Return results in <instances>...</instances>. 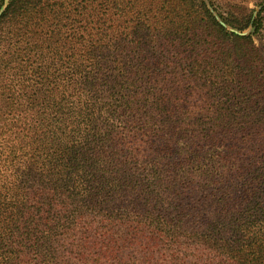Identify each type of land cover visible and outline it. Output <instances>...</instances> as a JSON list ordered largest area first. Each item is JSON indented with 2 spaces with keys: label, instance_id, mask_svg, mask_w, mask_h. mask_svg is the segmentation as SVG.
<instances>
[{
  "label": "trees",
  "instance_id": "trees-1",
  "mask_svg": "<svg viewBox=\"0 0 264 264\" xmlns=\"http://www.w3.org/2000/svg\"><path fill=\"white\" fill-rule=\"evenodd\" d=\"M0 12V264H264L262 11L0 0ZM221 63L244 101L185 127L177 99L214 85ZM175 137L191 142L178 158Z\"/></svg>",
  "mask_w": 264,
  "mask_h": 264
},
{
  "label": "rangeland",
  "instance_id": "rangeland-1",
  "mask_svg": "<svg viewBox=\"0 0 264 264\" xmlns=\"http://www.w3.org/2000/svg\"><path fill=\"white\" fill-rule=\"evenodd\" d=\"M206 1L208 2L210 8L216 15H218L219 13H223L225 15L235 14L237 16H242V15L250 14L252 12L255 13V15H257L259 11H262L263 26L258 33L254 34L253 38H254L255 46L259 49L260 53L264 58L263 0H206ZM228 28L230 30H233L241 34L242 33L247 34L251 31L250 29H246L245 31L241 32L230 26H228ZM181 48L183 50V53L181 55L183 57L182 63L186 65L184 60L188 56L189 52L184 49V46H182ZM183 67L186 66L181 65L179 69V71H181L182 74L185 73V71L182 69ZM223 68H224L223 63L219 64L218 66L216 65V67L214 68L213 73H217L219 75V78L217 79L214 85L208 83L205 84L204 79L201 78V80L195 83L194 86L195 92L192 94V96H188L187 93L183 91L181 97L177 99V101L181 100L180 104L185 106V109L182 110L183 117L181 118L182 122H185L184 123L185 127L188 126L191 127L193 125V130L199 129V126H202V124L210 120L209 114H211L212 110L215 109L220 110L221 108L227 107L229 105L240 106L241 103L244 101V99L239 96L240 93L239 90L240 88H242V86L239 84L238 81L233 80L232 81L233 83H230L227 81V79H225L226 77H222ZM189 110H191V113H189ZM5 117L6 116H2V115L0 117V126L2 127L1 131L3 132V137L8 136L6 132L7 120L5 119ZM174 141L176 143V146L173 147L172 149V155L178 158L179 149H184V150L187 149L191 144V142L188 141V139L181 140L180 138L177 137L174 138ZM216 146H222V144L219 143L213 146L212 144L209 143L207 145V148H202L201 150L202 152H207V151L220 152L223 150V147L218 148ZM154 161L158 162L159 160L158 159L151 160L149 159V157L144 158L142 161L138 162V166L134 167L132 171L138 169L139 176H141V178H146L148 169L152 167ZM160 161H162V159ZM187 168L191 169L190 166H187ZM139 182L142 183L143 181H139Z\"/></svg>",
  "mask_w": 264,
  "mask_h": 264
},
{
  "label": "water",
  "instance_id": "water-1",
  "mask_svg": "<svg viewBox=\"0 0 264 264\" xmlns=\"http://www.w3.org/2000/svg\"><path fill=\"white\" fill-rule=\"evenodd\" d=\"M2 11V10H1ZM1 13V12H0Z\"/></svg>",
  "mask_w": 264,
  "mask_h": 264
}]
</instances>
